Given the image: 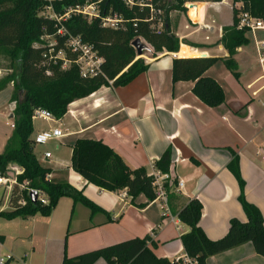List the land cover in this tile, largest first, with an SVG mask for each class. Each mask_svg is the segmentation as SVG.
<instances>
[{
    "label": "crops",
    "instance_id": "crops-1",
    "mask_svg": "<svg viewBox=\"0 0 264 264\" xmlns=\"http://www.w3.org/2000/svg\"><path fill=\"white\" fill-rule=\"evenodd\" d=\"M185 6L186 11L170 13L171 30L181 41L198 44V47L181 42L178 52L165 51L146 61L148 70L127 84L110 83L72 102L67 113L60 119L55 118L56 124L50 125L65 133L43 144H53L54 150L43 147L44 152H52L50 159L43 158L44 152L39 156L37 145L34 146L40 163L52 169V177L67 172L69 181L101 209L92 212L91 208L82 203L74 204L71 197L64 196L50 216L24 218L33 220L34 228L22 263L6 247L8 233L3 224L0 251L7 249L11 254L5 255H12L17 264H63L65 253L74 257L147 235L153 239L151 246L157 256L174 261L187 254L181 237L189 226L181 221L179 213L189 200L201 201L200 225L211 239L224 236L232 218L247 220L239 198L241 186L236 170L245 180L246 198L257 205L264 216V106L260 103L264 91L253 95L264 82L258 81L264 69L259 62L256 40L253 49L249 48L250 43L243 45L233 56L238 64V76L224 65L222 70L228 74L227 78L225 81L224 77L219 78L214 69L221 60L206 71L225 92L222 105L208 106L194 93V81H173V59L197 54L229 57L221 38L224 28L233 24V0L196 1ZM223 6L230 8L231 15ZM174 13H182L179 21L173 20ZM251 33H247L249 39ZM0 73V80L7 75ZM251 84L253 87L249 88ZM13 91V83L0 91V94L7 92L6 103L4 98L0 99V123L5 114L9 118L7 129L0 133V153L15 126ZM34 127L33 136L48 129L44 123L37 126L35 119ZM78 138L103 140L131 169L145 167L149 174L158 170L155 160L171 146L173 158L178 157L179 161L171 165L170 182L184 180V187L175 185L169 190V207L175 221L163 216L162 204L157 199L149 201L145 194L134 201L130 196L121 198L122 190L101 188L76 173L71 156L72 145ZM15 220L17 218L12 219ZM95 264L108 263L100 259ZM205 264H264V256L247 242L209 257Z\"/></svg>",
    "mask_w": 264,
    "mask_h": 264
},
{
    "label": "trees",
    "instance_id": "trees-1",
    "mask_svg": "<svg viewBox=\"0 0 264 264\" xmlns=\"http://www.w3.org/2000/svg\"><path fill=\"white\" fill-rule=\"evenodd\" d=\"M97 1L101 14H118L121 19L119 27H105L99 18L92 21L82 15H72L65 21L71 34L81 35L91 43L104 58L102 73L83 77L76 64L62 68V61L53 63L45 57L49 46L43 40L45 35H56L55 22L40 13L47 5L46 0H0V48H5L11 61V72L0 80V91L9 84H14L12 101L16 102L14 110L15 126L0 153V172L7 170L9 164L20 165L24 172L22 179H29L31 187L44 191L48 203L41 200L33 202L25 192L14 191L13 208L0 212L8 220L18 217L28 218L41 214L50 216L59 200L68 196L74 204L82 203L92 212L101 209L99 205L85 196L82 189L75 187L68 179L67 172L60 176L46 178L51 173L50 167L44 166L34 152L33 133L36 109L49 110L54 118H62L69 105L75 100L87 97L102 86L125 85L144 73L149 63L139 58L137 48L133 45L136 38H145L159 51L178 52L181 42L198 47V44L181 41L172 32L170 13L174 10L186 11V0H146L155 8L163 11L166 21L165 29L157 34L150 21V5L128 7L123 0H55L54 10L62 13L69 6ZM221 1V0H214ZM243 1L244 10L256 17L264 15V0H233L234 4ZM239 10L233 7V24L224 28L221 42L229 51V57L192 56L173 59V81H194V93L208 106L218 107L225 102V92L221 84L206 71L223 60L225 65L239 75L238 64L234 59L239 47L248 45L247 28L239 29ZM55 49L64 47V38L58 35ZM51 73L48 74L47 72ZM174 151L168 147L155 160V167L161 173H170ZM72 168L88 182L101 188L117 191L126 189L132 201L140 194H145L149 201L156 198L153 186L154 176L145 167L131 169L119 153L101 139L78 138L72 145ZM236 176L241 186L239 196L247 215L246 221L232 218L227 233L219 239H211L200 225L203 205L198 198L189 200L179 213L181 221L189 230L181 237L187 254L197 262L205 264L209 257L251 242L256 252L264 256V216L261 209L250 202L244 193L245 180L239 170ZM177 184V180L167 182V190ZM26 199V203L20 200ZM150 235L133 237L117 243L90 250L70 257L65 253L63 264H95L104 259L108 264H181L166 257H159L151 245ZM7 264H17L13 258Z\"/></svg>",
    "mask_w": 264,
    "mask_h": 264
},
{
    "label": "built area",
    "instance_id": "built-area-1",
    "mask_svg": "<svg viewBox=\"0 0 264 264\" xmlns=\"http://www.w3.org/2000/svg\"><path fill=\"white\" fill-rule=\"evenodd\" d=\"M46 1L48 3L40 14L53 20L58 28L56 35L43 36V40L46 41L47 45L49 46L48 52L44 54L45 57H48L53 63L62 61L63 69L69 68L71 65L76 64L79 67L80 74L83 77H91L102 73L101 65L104 61V58L98 53L94 46L87 42L81 35L71 34L65 26V21L72 15L77 14L82 15L89 21L99 18L103 26L116 28L119 27V24L121 23V19L119 18L118 14H101L100 4L97 1H87L83 4L69 6L62 13H58L53 7V2L55 0ZM123 1L128 7H133L135 5H150L151 15L149 19L152 23L154 31L157 34H161L164 31L166 21L162 10L155 8L151 3H147L146 0ZM234 6L239 10V29L247 28L249 32H252L253 34H256L258 30H264V15L262 17H256L251 12L244 10L243 1L233 4V7ZM188 10H190V8H188ZM58 35L64 38V47L56 50L55 46L58 44ZM255 40L259 62L264 69V39H258L255 37ZM47 73L50 74L51 72L48 71ZM260 80L264 81V75L258 79V81ZM110 83H113V81H110ZM248 87L252 88L253 86L251 84ZM262 91H264V82L253 91V95H259ZM260 103L262 106H264V99H260ZM33 118L45 119L49 121L54 119V116L49 110L36 109L33 113ZM64 135L65 133L61 128L53 127L37 132L33 136V142L34 145H43L50 140L59 139ZM51 157V151L44 152L43 158L45 160L50 159ZM173 161L177 162L179 161V158L176 157ZM23 172V168L16 163L9 164L6 171L0 172V212L8 211L13 208L12 197L14 195V191L25 192L30 197L31 191L34 189L31 187V181L29 179L21 178ZM152 175L154 176L153 186L156 191L155 199L159 200L162 204L163 216L169 217L171 221H175V217L171 214L168 201L167 182L171 181L170 173L164 174L158 170H155V173ZM51 177V173L46 175V178ZM176 186L179 188L184 187V180H179ZM38 192V200H41L43 203H48V199L44 191L38 190ZM120 196L121 198H127L129 194L126 189H123L120 193ZM20 203L25 204L26 199L22 198ZM9 258H13L12 255L0 256V264H7V260ZM174 261L181 264H197V262L193 260L188 254L179 256Z\"/></svg>",
    "mask_w": 264,
    "mask_h": 264
},
{
    "label": "rangeland",
    "instance_id": "rangeland-1",
    "mask_svg": "<svg viewBox=\"0 0 264 264\" xmlns=\"http://www.w3.org/2000/svg\"><path fill=\"white\" fill-rule=\"evenodd\" d=\"M196 1H214V0H186V3L187 4L188 3H195ZM233 4H234V2H233ZM188 7H189V5H188ZM223 8H224L225 12H226V10H228L229 14L231 15V10H230L229 7L223 6ZM181 15H182V13H174L173 14V20H178L179 21V17ZM255 37L258 38V39H264V30H258L256 32V34H253V33L250 34V38L251 39H250L249 48H251V49L254 48ZM141 41L148 48L143 50V54L139 55V58H144L146 61H149L152 58H156V57L160 56L161 54H163L166 51L165 49L159 51L151 42H149L145 38H141ZM198 55L200 56L202 54H197V56ZM224 65H225V63L221 59L220 63L215 67L214 70H217L218 77L219 78H223L224 77L223 79L225 81L228 74L225 73L222 70ZM225 68H227L226 65H225ZM228 69L229 68H227V70ZM0 70L5 72L4 75L8 74L9 72H11V61L9 59V56L6 53V49L5 48H0ZM229 80L231 81L232 79L230 78ZM231 84H232V82H231ZM6 94H7V92L0 94V99L4 98V100H3L4 104L6 103V100H5ZM7 116L8 115L5 114V117L1 120L0 133H2V130L5 131L7 129V125L6 124H7V121L9 119ZM35 122H36L37 126H41L44 123V126L48 127V129H49V128H52V127H50V125L56 124L55 123L56 119L54 118V119L49 120V121L48 120L45 121V119H35ZM45 146H48V148L54 150L52 142H50L49 144H47ZM45 146L44 145H37L36 146V151H37V154L39 156L41 155V153L44 152L43 147L45 148ZM36 215H37L36 218H40V217L43 216L41 214H36ZM3 224H4V226H6L5 229H6L7 233H8V241L6 243V247H7V249H11L13 251L12 253L14 254V256L16 258L20 259L18 261L20 263H22V257L27 253V251L29 249V246H30V243H29L30 234H31V232H32V230L34 228L33 220L24 219V218H20L19 217V218H17V220L12 221V220H8V219L3 218V217L0 216V226L2 227ZM7 233L4 232V234H7ZM11 247H13L14 250ZM7 249L3 250L2 252L0 251V256L5 255V254H11Z\"/></svg>",
    "mask_w": 264,
    "mask_h": 264
},
{
    "label": "water",
    "instance_id": "water-1",
    "mask_svg": "<svg viewBox=\"0 0 264 264\" xmlns=\"http://www.w3.org/2000/svg\"><path fill=\"white\" fill-rule=\"evenodd\" d=\"M133 45L137 48V53L138 55H142L143 54V50L147 49L148 47L141 41V38L138 37L134 40ZM201 56H205V54L201 55ZM31 200L33 202H37L38 198H39V192L38 190L34 189L31 191L30 194Z\"/></svg>",
    "mask_w": 264,
    "mask_h": 264
}]
</instances>
